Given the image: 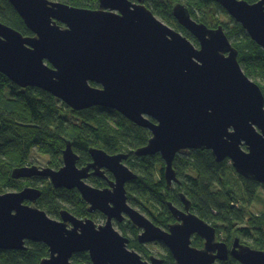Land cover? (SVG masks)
Instances as JSON below:
<instances>
[{
	"label": "water",
	"instance_id": "obj_1",
	"mask_svg": "<svg viewBox=\"0 0 264 264\" xmlns=\"http://www.w3.org/2000/svg\"><path fill=\"white\" fill-rule=\"evenodd\" d=\"M8 1L34 35L24 36L0 22V73L11 82L43 90L74 111L111 109L148 129L147 146L134 155L159 154L168 185L180 183L176 156L195 150L211 151L219 163L229 160L239 176L264 185V93L245 74L222 25L209 28L177 4L173 16L198 47L158 20L145 0H99L97 10L53 0ZM214 1L264 51V0ZM90 154L95 163L79 169V157L67 142L59 171L25 166L15 169L12 177L48 178L57 189H78L92 211L108 216L107 224L79 221L66 211L62 221H56L26 204H36L41 196L40 190L27 187L0 195L1 251H24L33 242L49 248V257L40 264H72L74 255L83 252L93 264H163L155 258L144 261L128 248L129 239L113 228L112 219L123 221L126 214L143 230L140 242H163L176 264H215L230 254L239 264H264V251L241 244L238 238L230 252L211 224L190 213L191 201L184 194L187 213L169 203L181 223L169 232L156 227L128 204L125 186L139 178L123 164L129 156L96 148ZM97 167L115 176L112 190H98L82 181ZM195 234L205 240L204 249L192 247Z\"/></svg>",
	"mask_w": 264,
	"mask_h": 264
},
{
	"label": "trees",
	"instance_id": "obj_2",
	"mask_svg": "<svg viewBox=\"0 0 264 264\" xmlns=\"http://www.w3.org/2000/svg\"><path fill=\"white\" fill-rule=\"evenodd\" d=\"M66 3L72 7L97 10L99 0H53ZM145 0L146 7L152 13L162 18L171 28L182 33L199 47L198 41L182 28L175 17L173 9L177 4L184 5L192 18L204 23L209 28L217 25L208 24L207 16L201 15L213 7L228 13L214 0ZM254 4L259 0H244ZM210 19V18H209ZM231 19V18H230ZM0 22L8 25L24 36H34L26 27L20 15L8 0H0ZM230 23L222 25L232 45L238 51V61L245 74L252 77L262 76L263 84H258L264 93V68L258 69V64H264V51L251 40L243 27L231 19ZM220 26V25H219ZM254 81V80H253ZM255 82V81H254ZM97 86V85H93ZM0 194L6 192H20L32 185L43 191L37 207L51 217H59V212L65 209L60 201H65L71 210L70 199L76 197L74 192L39 186L45 183L43 178L15 180L12 173L17 168L25 167L29 154L34 150L48 156L49 166L58 169L62 165V153L70 142L74 151L79 155V166L89 160L90 149L97 147L105 149L111 154H130L128 166L139 176L128 187L129 202L135 207L145 208L155 206L158 211L165 210L170 216L164 197L158 192L160 186L158 175H163L165 164L159 155L150 158H140L134 153L147 146L151 137L148 129L132 123L114 110L102 107L74 111L64 102L38 88L23 89L0 74ZM181 185L176 194L183 192L192 203L193 212L202 220L211 224H219L218 235L221 231L226 234V241L232 244L235 239L256 238V250L264 251V215L252 219L249 224L254 228L255 235L250 229H244L246 213L239 208L240 200L228 180V171L233 169L229 160L217 162L211 151L195 150L188 154L180 153L174 160ZM192 172L193 174H191ZM244 190L253 200L264 185L256 181L241 177ZM42 189H41V188ZM164 196H166L164 194ZM80 198V197H79ZM165 201V202H164ZM143 212H145L143 210ZM222 226V227H221ZM217 229V228H216ZM138 246V244H137ZM131 249H137L133 245ZM49 257V248L43 243H28L24 251L0 250V264H40ZM72 264H92L87 254L75 255ZM226 264H239L231 259Z\"/></svg>",
	"mask_w": 264,
	"mask_h": 264
},
{
	"label": "flooded vegetation",
	"instance_id": "obj_3",
	"mask_svg": "<svg viewBox=\"0 0 264 264\" xmlns=\"http://www.w3.org/2000/svg\"><path fill=\"white\" fill-rule=\"evenodd\" d=\"M96 149H102L105 152H107L105 149L100 148V147H97ZM73 151H74V149H73ZM74 153L79 157V155L75 151H74ZM107 153L109 155L125 154V153L111 154L109 152H107ZM125 155H128L129 159L124 161L123 164L126 165L128 168H130L128 166V164H127V162L130 160V154H125ZM157 155H159V154H157ZM157 155H155V156H157ZM90 157L91 158L89 160L87 159V161L84 163L83 166H79V161H80V157H79V161L77 163V167L79 169H86L90 165H93L95 163V161H94L93 156L91 154H90ZM152 157L153 156H149L148 158L151 159ZM63 166H64V164H63V153H62V165H61V167L58 168V169H53V168H51L48 165V168H51V169H53L55 171H59L60 169L63 168ZM97 168H98V170H95V169L91 168L88 171V176L83 178L82 181L86 185L91 186V187H93L95 189H98V190H112L113 189V184L116 182L115 176L106 168H99V167H97ZM131 170L134 171L133 169H131ZM98 174H100V176ZM35 178H41V177H34V179ZM43 179H46V178H43ZM157 179L159 180L160 186L157 187V189H155L156 193L159 192L164 197V200L166 201V205L168 207L170 216L168 215L167 211H165V210L158 211L155 206L153 207V206H150L148 204H146L147 206L145 208H143V209H142V207H140V208L137 207V206L135 207L132 203L129 202V197H128V204H129L130 207H132L134 209L138 210V208H139L138 211L143 213L147 218L149 217L148 219L156 227L162 229L163 231L169 232L171 226L181 223L173 215L172 211L169 208V203H172L180 211L187 213L186 205L184 204L183 199H182V194H184V193L183 192H179L178 194H176L177 187L179 185H181V182L180 183L173 182L171 185H168V183H167V181L165 179V171H164L163 175H158ZM131 182H134V181L128 182L126 184V186H125L126 192H127V196H128V187H129V184ZM52 186L54 187L53 184H52ZM36 189H38V188H36ZM38 190H40V189H38ZM57 190H65V191H68V192H74L76 194V197H72V199H71L72 200L71 201L72 208H70L71 210L62 209L59 212V217H52L54 220L62 221V212L66 211L69 215H71L72 217L76 218L79 221L91 220L97 226L98 225L104 226V225L107 224L108 216H106L104 213H102L99 210L92 211L91 210L92 206L90 204L86 203V201L83 199V197H82V195H81V193H80V191L78 189L67 190L65 188H60V189H57ZM40 191H41V196L38 199L37 203L39 202V200L41 199V197L43 195V191L42 190H40ZM164 194L166 196H164ZM187 199H188V197H187ZM37 203L36 204H32L31 202H26L27 205H35L36 207H37ZM143 210L145 212H143ZM190 213L195 214L193 212V209H192V203H191V207H190ZM123 216L125 217V219L123 221H119L117 218H113L112 219V225H113V228L116 231L120 230L122 232L123 237L129 239V245H128L129 247L131 245H133L134 247L138 248V246L143 247V246H146V245H149V244H154V245H160L162 248L165 249V254H162L160 256L159 255H152L151 253H148L149 255H146V254H144L142 252H139L138 249H134V250L132 249L133 251H136L139 255L140 254L143 255L144 257H142L141 255L140 256L142 257V259L144 261L151 262V259L155 258L158 261H160V260L161 261H165L163 264H176L175 259L173 258L171 251L169 250V248L163 242L158 241V242L146 243V244L141 243L139 237L143 234V230L135 227L131 223L130 219L128 218V216L126 214H123ZM127 225H129V227ZM69 227H72V224H69ZM216 232H217V229H216ZM217 239L220 242L226 243L227 246H228L229 251L231 252L234 242L232 244H229V243L223 241L218 236V232H217ZM191 241H192V247L193 248H196V249H199V250H202V249L205 248V240L201 239L198 235H196V234L193 235L192 238H191ZM240 242H241V244H244L243 241L240 240ZM28 243H31V242H28ZM137 244H138V246H137ZM244 245H246V244H244ZM213 253H214V255H218V250L214 251ZM75 255H78V254H75ZM231 259L235 260L230 254L228 260H226V261L216 260L215 264H226Z\"/></svg>",
	"mask_w": 264,
	"mask_h": 264
},
{
	"label": "rangeland",
	"instance_id": "obj_4",
	"mask_svg": "<svg viewBox=\"0 0 264 264\" xmlns=\"http://www.w3.org/2000/svg\"><path fill=\"white\" fill-rule=\"evenodd\" d=\"M179 2H181V3L184 4V2L182 0H180ZM144 5L146 6V2H144ZM201 15H202V17L205 16V15L207 16L206 19H208L207 20L208 21L207 22L208 24L211 23L212 25L219 26V25H224L226 23H230L231 26H233V24L231 22V19L232 18L229 15H227L226 13L217 10L216 7L215 8L211 7L209 9H207L206 11H204V15H203V13H201ZM156 18L158 20H160L161 22H163L164 24L168 25L167 23H165V21L162 18L157 17V16H156ZM260 66H263V68H264V64H258L256 67L258 69H260L261 68ZM252 78H253V80L256 83L263 84L262 76L258 75L256 77H252ZM182 153L188 154L189 151H183ZM145 158H147V157H145ZM48 165H49L48 156L42 155V154H40L36 150H34L32 153L29 154V159H28V162L26 164V166H37L40 169L48 168ZM230 165L232 166L231 162H230ZM190 173L193 174L192 172H190ZM227 175H228V180H229L230 185L234 189V192H235L237 198L240 200V204H238V206H239V208L240 207L243 208V210L246 213L245 223H247V225H243V227H244V229H250L251 234L252 235H255V230L249 224V222L252 219L259 218V217H261V216L264 215V188H261L259 190L258 194L256 195V197L253 200H251L250 197L247 196V194H246V192L244 190V187L245 186L243 185V182L241 181V178L238 175V173L236 171H233L232 169H230L228 171ZM32 179H34V178H32ZM32 179H30L31 182H33ZM51 183H52L51 180L48 179V178H46L45 179V183H41L40 182L39 183V186H41V187L42 186L50 187L49 184H51ZM36 186H38V185H32L31 187L37 188ZM53 189L55 190L56 188L53 187ZM60 203H61V205H63L64 207H66L65 209H68L69 205L65 204L67 202L60 201ZM71 208H72V206H71ZM138 210H139V208H138ZM160 211H161V209H160ZM212 224H213V226L215 228H217V232H218V228L220 227V225L219 224H215V223H212ZM127 226L129 227V225H127ZM117 231L120 234H122V232L120 230H117ZM218 236L223 241H226V238L227 237H226V234L224 233V231H221V235H218ZM256 238H257V235H255V238H250L249 239V238L246 237L245 234L241 237V239L243 240V243L246 244V245L251 246L252 248H256L255 247L256 246V243H257ZM137 249L139 250V252H142V253H144L146 255H149L148 253H151L152 255H159V256L162 255V254H165V249L162 248L160 245L149 244V245H146V246H143V247L138 246ZM141 256L144 257L143 255H141Z\"/></svg>",
	"mask_w": 264,
	"mask_h": 264
},
{
	"label": "bare ground",
	"instance_id": "obj_5",
	"mask_svg": "<svg viewBox=\"0 0 264 264\" xmlns=\"http://www.w3.org/2000/svg\"><path fill=\"white\" fill-rule=\"evenodd\" d=\"M6 193H8V192H6ZM5 194V193H4ZM0 195H2V194H0ZM38 208V207H37ZM39 209V208H38ZM41 210V209H40ZM137 210V209H136ZM43 211V210H42ZM138 211V210H137ZM45 212V211H44ZM140 212V211H139ZM141 213V212H140ZM141 214H143V213H141ZM48 215V214H47ZM144 215V214H143ZM49 216V215H48ZM145 216V215H144ZM50 218H52L51 216H49ZM53 219V218H52ZM97 226V225H96ZM98 226H101V225H98ZM214 227V226H213ZM215 228V227H214ZM216 229V228H215ZM116 232H118V231H116ZM119 233V232H118ZM120 234V233H119ZM120 235H122V234H120ZM123 236V235H122ZM128 248L130 249V250H132L129 246H128ZM78 254H87L88 256H89V253H78ZM89 258H90V256H89ZM73 259V258H72ZM90 260H91V258H90ZM71 262H72V260H71ZM91 263H92V261H91ZM93 264V263H92Z\"/></svg>",
	"mask_w": 264,
	"mask_h": 264
}]
</instances>
